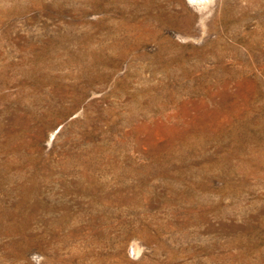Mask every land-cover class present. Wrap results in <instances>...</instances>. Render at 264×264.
Instances as JSON below:
<instances>
[{"label":"rangeland","instance_id":"374dc122","mask_svg":"<svg viewBox=\"0 0 264 264\" xmlns=\"http://www.w3.org/2000/svg\"><path fill=\"white\" fill-rule=\"evenodd\" d=\"M202 5L0 0V264H264V0Z\"/></svg>","mask_w":264,"mask_h":264},{"label":"bare ground","instance_id":"6f19581e","mask_svg":"<svg viewBox=\"0 0 264 264\" xmlns=\"http://www.w3.org/2000/svg\"><path fill=\"white\" fill-rule=\"evenodd\" d=\"M195 1L196 3H199L200 5L204 4L206 5L208 0H193ZM212 0H209V2H211ZM154 6V5H153ZM203 6V5H202ZM205 7V6H204ZM208 7V6H207ZM201 9V8H200ZM210 9V8H209ZM142 25V24H141ZM190 38V37H189ZM254 103V102H253ZM252 126V125H251ZM175 150V149H174ZM237 151V150H236ZM240 152V151H239ZM251 157V156H250ZM259 166V165H258ZM34 183V182H33ZM184 191V190H183ZM135 248V247H134ZM140 249V248H139Z\"/></svg>","mask_w":264,"mask_h":264}]
</instances>
